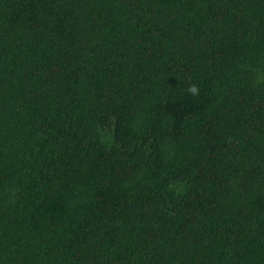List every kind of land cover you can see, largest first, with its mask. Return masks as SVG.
<instances>
[{
	"label": "trees",
	"instance_id": "1",
	"mask_svg": "<svg viewBox=\"0 0 264 264\" xmlns=\"http://www.w3.org/2000/svg\"><path fill=\"white\" fill-rule=\"evenodd\" d=\"M0 264H264V0H0Z\"/></svg>",
	"mask_w": 264,
	"mask_h": 264
},
{
	"label": "clouds",
	"instance_id": "2",
	"mask_svg": "<svg viewBox=\"0 0 264 264\" xmlns=\"http://www.w3.org/2000/svg\"><path fill=\"white\" fill-rule=\"evenodd\" d=\"M190 91H192L193 93H195V91H196V88H195V86L194 85H192V86H190V89H189Z\"/></svg>",
	"mask_w": 264,
	"mask_h": 264
}]
</instances>
